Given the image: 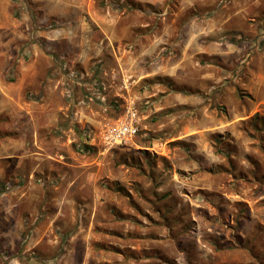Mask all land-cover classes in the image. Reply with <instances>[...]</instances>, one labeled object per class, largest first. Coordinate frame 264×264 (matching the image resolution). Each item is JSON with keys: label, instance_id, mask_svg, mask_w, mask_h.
<instances>
[{"label": "rangeland", "instance_id": "1", "mask_svg": "<svg viewBox=\"0 0 264 264\" xmlns=\"http://www.w3.org/2000/svg\"><path fill=\"white\" fill-rule=\"evenodd\" d=\"M0 183V264H264V0H0Z\"/></svg>", "mask_w": 264, "mask_h": 264}, {"label": "built area", "instance_id": "2", "mask_svg": "<svg viewBox=\"0 0 264 264\" xmlns=\"http://www.w3.org/2000/svg\"><path fill=\"white\" fill-rule=\"evenodd\" d=\"M138 132L134 109L127 107L121 119L106 126L102 133L103 143L109 147H118L128 143Z\"/></svg>", "mask_w": 264, "mask_h": 264}, {"label": "trees", "instance_id": "3", "mask_svg": "<svg viewBox=\"0 0 264 264\" xmlns=\"http://www.w3.org/2000/svg\"><path fill=\"white\" fill-rule=\"evenodd\" d=\"M259 122H260V124H262L263 120L262 119H258V123ZM5 189H6V187L2 183H0V191H5ZM44 262H45V260H41V263H44Z\"/></svg>", "mask_w": 264, "mask_h": 264}]
</instances>
